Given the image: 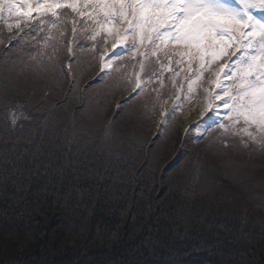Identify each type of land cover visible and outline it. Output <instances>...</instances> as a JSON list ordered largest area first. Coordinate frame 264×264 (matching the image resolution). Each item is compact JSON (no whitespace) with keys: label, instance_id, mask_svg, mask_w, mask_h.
<instances>
[{"label":"trees","instance_id":"1","mask_svg":"<svg viewBox=\"0 0 264 264\" xmlns=\"http://www.w3.org/2000/svg\"><path fill=\"white\" fill-rule=\"evenodd\" d=\"M89 35L90 30L85 33L87 49L81 44L79 48L75 46L71 54L75 61L72 64L73 75L79 78L84 74L81 72L87 69L90 53L101 42L89 39ZM102 36L104 40V34ZM67 42L68 38L64 37L60 44L67 45ZM126 57L132 59L130 55ZM68 59H63L62 55L59 60L56 57L51 67L58 64L62 72L63 69L70 72L71 69L65 68ZM175 69L179 72L176 79L183 81L184 71L180 67ZM126 70L132 72L131 67ZM171 76L172 72L165 71L160 79L170 81ZM94 77L95 74L92 79ZM128 89L125 80L118 79L112 80V84L109 83L100 93L94 92L85 106L88 109L89 105L94 106L88 110L90 113L81 114L79 121L75 116L76 120L66 125L71 138L68 141L66 135L60 143L65 148L62 151L47 140L36 145L19 144L13 148L3 144L0 149V255L13 250L14 257L9 261L0 258V264H106L109 261H114L111 264H132L134 260V264H142L141 260L145 258L147 264H178V261L184 264L185 260L191 259L189 256L194 257L196 248H214L218 256L221 255L219 253H226L228 260L225 264H257L258 260H264V228L260 226L262 229H259L260 224L250 225L245 220L238 224L230 219L231 213L245 211L240 201L243 195L237 185L226 184L221 175L212 174L209 170L210 173L200 176L201 179L207 180V183L214 179L216 183L205 184L199 189L196 184H190L187 176L184 177L186 174H183L179 183L193 187L190 197L183 198L180 189H174L165 173L161 181L163 187L159 189L161 192L164 190V196L152 195L151 199L148 192L156 191L158 185L150 177L159 172L158 166L151 164L154 143L148 146L143 136L140 147L133 150L119 148L106 155L102 145L116 142L118 131L115 130L125 119L124 115L117 117L119 110L113 109V102ZM54 105L59 108L56 102ZM106 105L112 110L105 112ZM138 111L133 113L134 116H138ZM6 123L9 124V121L0 123V137L8 130ZM25 129L29 130V126ZM72 131L75 133L72 134ZM54 143L59 145L56 140ZM176 162H181V159L173 163ZM200 166L208 170L205 163ZM174 168L177 167H170ZM62 174L69 179L65 185L58 179ZM50 179L58 187L49 184ZM57 188L61 189L59 193ZM228 188L235 189L233 198L228 200L231 204L224 199L230 194L226 191ZM54 221L61 225L57 237L51 229V226H56L52 223ZM235 224L240 225L239 230ZM234 237L242 244H235ZM262 238L261 245L259 240ZM21 240L27 248L26 253L15 251L22 245H19ZM172 240L175 242L172 243ZM188 244L192 248L186 247ZM151 246H156L155 250ZM231 250L236 252H228ZM146 251H149V256L153 254L150 260L147 255L144 256ZM206 261L222 264L219 260Z\"/></svg>","mask_w":264,"mask_h":264},{"label":"rangeland","instance_id":"2","mask_svg":"<svg viewBox=\"0 0 264 264\" xmlns=\"http://www.w3.org/2000/svg\"><path fill=\"white\" fill-rule=\"evenodd\" d=\"M64 11L69 14L68 30H66L64 36L68 38V42L67 45L60 44L57 52L53 53L51 47L47 49L40 47L38 41L43 33L38 34L35 40H33L31 36H25L24 42L20 44L5 39L4 44L0 45V119L9 121V124L6 123V128H8V130H6V132L0 137V149L3 147V144L13 148L15 146H20L19 144L25 145L31 143L32 145H36L47 140L48 143L55 145L59 151H62V149L65 148L63 145H60V143L63 142V139H66V135L68 141L70 140L69 138H71V134L66 130V125L71 124V121L76 120L72 114L76 111V108L79 109L76 113L80 111L85 115L90 113L88 110H92L94 106L89 105V109L85 107L87 99L94 96V92L98 94L103 88H107L109 83L111 85L112 80H116V77H113V74L120 69L118 65L129 70L131 67L132 72H128V70L124 71L123 68L120 69L124 71L121 77L125 80L126 86H128L129 89L125 94L119 95L113 104L116 105L119 114L125 116V119L119 123L116 128L117 130H115L118 131L116 142L114 144L108 142L106 145H102L106 155L113 153L114 150H120L119 148L133 150L137 146L140 147L144 137L148 146L150 143H154L155 149L151 157V164H156L159 172L155 175L153 174V177H150L154 180L152 182L158 185L156 191L153 192L150 190L148 192V194H151V199L153 198L152 195L155 197L157 194V197L164 196V190L161 192L159 189L163 187L161 181L163 180L162 175L165 173L167 174H165V177L169 178L168 180H170V182L172 181L171 184H173L174 189L176 191L177 189H180L183 198H187L188 196L190 197V192L193 190V187L181 185V182L179 183V180H181L180 177H182L183 174H186L184 177L187 176L190 184H196L200 189L202 186H205V184L208 186L210 183H216V180L214 179L209 183H207V180L201 179L200 176L204 177L209 174L210 171L206 170V168H202L200 164L205 163V166L208 168H210L212 164L213 166L216 165V168H230L232 171H235V173L232 172V175L230 176L224 174L221 179H223L226 184L233 183L237 185L239 192L243 195V198L239 200L241 201L242 207L245 209V211L240 210L241 212L237 211L236 213H231L230 219L238 224H240L242 220H245L250 225L260 224L259 229L264 228V153L259 151L257 147L251 143H249L248 147H244L241 143L240 137L231 134H223L222 131L215 126V123L222 122L226 116V111L223 108L218 109L216 112H208L206 117H196L197 119L191 121L189 124L194 126L192 130L186 132L184 130L186 128L184 113L188 105L191 102H196V104L200 106H203L206 103V96L203 89L205 88L204 79H206L208 75L205 74L202 80L198 81V85L201 86H194L195 92L192 96H188L187 92L184 90L187 85V81L185 83L184 78H182L183 81H180L179 78L176 79L177 86L181 84L184 85V88L178 87L177 91H173L170 81H164L166 83L163 82V87H161L160 83L155 78H152L149 87V84L145 83L143 80L145 79L147 81L149 77L144 73H140L139 65L136 63V59H142V57L136 59L132 58L130 64H110L112 59L110 60L109 56L113 49H111V44L108 45V43H103V33H101V35L96 37V39H101V42L97 46V49L99 50H92L89 55V60L87 61V69L81 72L84 74L79 78L78 76L73 75L75 70H73L72 64L74 65L75 61H73L74 59L71 54H73V48L75 46L79 48L81 44L83 45V48L87 49V41H85L86 31H78L75 39H73V36L70 33V22L75 17L71 15L70 9H65ZM75 19L78 21L77 27L80 28L79 21H82L83 17ZM5 34L6 30L0 28V36ZM52 34L55 35V33ZM109 38L110 37H108L107 40ZM68 46L72 49L71 53L67 50ZM38 53L46 54L40 56ZM103 54H105V56ZM61 55L63 56V59L66 57L68 59L69 57L71 63L65 68L69 69L68 66L70 65V72H67L64 69L62 72L61 68L58 67V64L51 67L55 58L57 57L59 60ZM33 56H36V60L31 59ZM48 56L53 57L52 61L48 59ZM134 64L136 65L135 68H133ZM105 65L108 66L105 67ZM172 66L177 65L173 63L171 67ZM181 67H184L186 70V66H180V68ZM193 67L195 68V65ZM134 72L139 73L142 86L145 83L146 86L144 85V91L146 93L143 94V92L141 93L137 87L135 88L136 84L133 80ZM94 74V80L96 81L95 85L88 83L89 77L92 78ZM111 77H113L112 80L108 82ZM105 81L108 83H105ZM89 84L90 86L88 87ZM157 92L160 93L158 100ZM129 93L130 95H128ZM126 95H128L127 99L129 98V100L124 102V96ZM177 96L181 97V107L175 112H172L171 110L173 104L177 101ZM171 99L173 102H171L170 109L165 114V116H167L159 119V112L162 104L169 103ZM55 102L59 106L58 109L54 105ZM31 105L32 107H30ZM109 107L110 106L108 105L107 108L106 105L105 112L112 110H109ZM138 109V116H134L133 113L137 112ZM80 119H82L81 115H77V120L79 121ZM165 121L167 122L165 123ZM203 124L208 125V127L210 126V129L201 133V126ZM26 126H29V130L25 129ZM74 133L75 132L72 131V134ZM184 137L185 139L182 143L183 146H179V144L178 146L183 150H186L188 156L181 159V162L179 163H173L180 160L177 158L175 152L176 147L178 146H176V143H173V139H182ZM54 140H56L59 145L57 143L55 144ZM142 156H144V154ZM167 159H170L171 162L167 163ZM172 163L173 165H171ZM237 164L239 166L238 173H236L237 167L234 166ZM166 165H170V167L175 165L177 168L172 170ZM223 170L229 172V170L222 169V171ZM163 171L165 172L162 173ZM211 173L215 174V172ZM160 174L161 177L159 176ZM249 175L251 176L250 182L241 179L242 177ZM171 176H173L172 180L170 179ZM58 179L63 185L69 180L65 179L63 174L58 176ZM190 179H193V181ZM239 180H242L243 182H239ZM49 181L51 182L49 184L53 183L58 187V184L53 179H50ZM57 190V193H59L61 189L57 188ZM226 191L230 194L225 195L224 199H226L228 204H231L228 200L233 198V192L235 189L228 188ZM165 196H167L166 193ZM49 223L51 224V222ZM52 223H56V226H51V229L53 230V234L57 237L61 225L57 221ZM239 226L240 225L235 224V227L238 230ZM43 228H46L45 225H43ZM236 239L238 240L237 237L233 238L235 244H242L241 241L238 242ZM262 241L263 238L259 240L261 245ZM171 242L173 243L175 241L172 240ZM20 243L22 245H20ZM192 243V246L194 247L195 241ZM204 243H208V241H204ZM19 245V248H15V251L17 253H26L27 248L25 247L23 240L19 242ZM156 246H151V248L154 249ZM186 247L192 248L190 244L186 245ZM163 250H166V248ZM3 251L5 252V250ZM195 251L194 257L189 256L191 261L185 260L184 264L191 262L192 264H212L211 261L209 262L206 260H219L220 263L225 264L228 260L226 258V253H219L223 256H218V252L215 251L214 248H196ZM212 252H215V254H212ZM228 252L234 253L236 251L231 250ZM153 253H155V251H153ZM203 254L208 255V257ZM6 255H9L10 257L8 258ZM13 255L14 251L11 250L8 254H1L0 258L1 260L9 261V259H12L11 257H14ZM146 255L148 260L153 256L152 253L151 256H149V251L144 252V256ZM238 260H240V258L236 261ZM141 261H143L142 264H147L146 258ZM261 261L264 264V260L262 259L258 260L257 264H262ZM113 262L114 261H109L106 264H111ZM134 263H136L135 260L132 264ZM177 263L183 264L182 261H178ZM238 264H240V262H238Z\"/></svg>","mask_w":264,"mask_h":264},{"label":"snow or ice","instance_id":"3","mask_svg":"<svg viewBox=\"0 0 264 264\" xmlns=\"http://www.w3.org/2000/svg\"><path fill=\"white\" fill-rule=\"evenodd\" d=\"M65 9L83 17L80 28L77 19L70 22L73 39L78 31L90 30L92 40L103 33V43L112 40L110 60L142 57L136 63L149 77L145 83L156 78L163 87L160 78L170 71L177 91L184 85L177 86L179 72L171 65L186 66L190 75L184 77V90L192 96L207 74L205 111H226L215 126L240 137L244 147L251 143L264 153V0H0V28L6 30L0 45L5 39L20 44L25 36L35 40L43 33L40 47L57 52L69 25ZM67 50L72 51L70 46ZM133 80L143 92L139 73H133ZM159 96L157 92V100ZM180 99L177 96L172 112L181 107Z\"/></svg>","mask_w":264,"mask_h":264},{"label":"bare ground","instance_id":"4","mask_svg":"<svg viewBox=\"0 0 264 264\" xmlns=\"http://www.w3.org/2000/svg\"><path fill=\"white\" fill-rule=\"evenodd\" d=\"M110 40H111V37L109 38ZM108 39V45L109 44H111L112 43V41H110ZM96 40H101V39H96ZM97 51V50H99V49H97V47H95L94 49H93V51ZM104 56H105V54H103ZM98 56H99V53H98ZM131 57V56H130ZM131 59V58H130ZM128 57H126V55H125V57H124V59L123 60H121V61H117V60H115V59H112L111 60V63L110 64H122V63H124V64H129L131 61H129L130 60ZM84 63H85V61H83ZM65 63H66V61H65ZM69 63H71L70 62V60L68 59V61H67V65L69 64ZM78 64H80V63H78ZM77 64V65H78ZM123 64V65H124ZM119 67H121L120 65H118ZM78 67L80 68V66L78 65ZM121 68H123V67H121ZM120 68V69H121ZM124 69V71H126V69L125 68H123ZM123 70H120V71H118V72H115L114 74H117L118 76H116V80H118V79H120V80H123V78L121 77L122 76V74H123V72H124ZM185 73V74H184ZM184 73H182L183 75H186L187 74V71H184ZM209 79H210V77L209 76H207L206 77V79H204V81H205V88H207V87H209V83H208V81H209ZM88 82L89 83H92V84H94L96 81L94 80V79H92V78H90L89 80H88ZM135 86V85H134ZM134 88V87H133ZM135 88H136V86H135ZM134 88V89H135ZM133 89V90H134ZM128 95H130V93L128 94ZM128 95H126V96H124L125 98V100H124V102H126L127 100H129V98L127 99V96ZM171 102H173V100L171 99L170 100V102L169 103H163L162 104V106H161V109H160V112H159V119H162L164 116H165V114H166V112H168L169 111V109H170V106H171ZM74 106V105H73ZM73 106H71V107H73ZM97 110H98V107H95ZM206 108H207V103H205L203 106H200V105H198V104H196V102H191L189 105H188V107H187V109H186V111H185V113H184V118H185V122H186V125H185V132L186 131H189V130H192V128L194 127L193 125H189L190 124V122L191 121H193V120H195V119H197L196 117H206L207 116V114H208V112H206L205 110H206ZM78 111H79V109L78 108H76ZM113 109L114 110H118L117 108H116V105L114 104V106H113ZM99 111V110H98ZM100 112H101V110H100ZM73 114V113H72ZM83 115V112L82 111H80V112H78V113H76V114H73V116H74V118H75V116H77V115ZM169 114V113H168ZM203 114V115H202ZM117 116V115H116ZM119 116H121V115H118L117 117H119ZM167 116V115H166ZM165 116V117H166ZM1 120V119H0ZM96 120V119H95ZM3 120H1L0 122H2ZM119 121V120H118ZM76 124H77V122H76ZM206 124H203L202 126H201V133L203 132H205L207 129L209 130L210 129V126L208 127V125H206ZM183 133V132H182ZM184 139H185V137L184 138H182V139H179V138H174L173 140H174V142L173 143H176L177 145L176 146H178V144H179V146H181L182 145V143H183V141H184ZM176 147V150H175V152H176V155H177V158H179V159H183V158H185L186 156H188V153H186V150H183L181 147ZM183 146V145H182ZM171 153V152H170ZM231 159V158H230ZM233 159V158H232ZM221 160H223V159H221ZM167 162L169 163V162H171V160L170 159H167ZM215 166V167H214ZM213 166V164H212V166L210 167V168H207L208 170H211V172H215V175H221L222 177H223V175L225 174V175H227V176H230V175H232V172L233 173H235V171H232L230 168H226V167H217L216 168V165H214ZM235 167H237V170H239V166H238V164L237 165H234ZM225 169V170H229V172H225L224 170L222 171V169ZM218 172H220V173H218ZM236 173H238V172H236ZM242 180H244V181H246V182H250V180H251V176L249 175V176H244V177H242L241 178ZM242 180H239V182H243Z\"/></svg>","mask_w":264,"mask_h":264}]
</instances>
